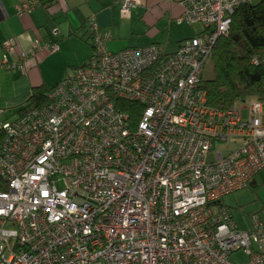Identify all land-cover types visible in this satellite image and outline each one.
Wrapping results in <instances>:
<instances>
[{
    "label": "built area",
    "instance_id": "built-area-1",
    "mask_svg": "<svg viewBox=\"0 0 264 264\" xmlns=\"http://www.w3.org/2000/svg\"><path fill=\"white\" fill-rule=\"evenodd\" d=\"M250 1L182 0L177 24L204 31L170 55L112 52L91 16L92 58L47 106L2 125L0 264H232L239 251L264 264L259 216L241 230L222 204L264 169L263 105L218 111L201 88L217 40ZM41 5L27 0L17 14ZM3 50L15 53L16 41ZM27 58L5 55L0 67L24 70ZM216 144L233 145L209 161Z\"/></svg>",
    "mask_w": 264,
    "mask_h": 264
},
{
    "label": "crops",
    "instance_id": "crops-1",
    "mask_svg": "<svg viewBox=\"0 0 264 264\" xmlns=\"http://www.w3.org/2000/svg\"><path fill=\"white\" fill-rule=\"evenodd\" d=\"M126 1L42 0L31 13L19 16L17 9L27 0H0V63L5 55L11 62L20 61L21 53L29 55L24 70L0 67V128L19 117L34 87H55L90 59L91 16H95L100 32L109 35L112 52L157 45L166 54H174L183 41L195 37H191V26L177 24L185 14L181 0H132L137 5L129 13L123 11ZM55 28L60 31L59 37L53 35ZM8 40L16 41V51L11 55L3 50ZM51 42L57 43L55 53L36 48L37 43ZM262 188L264 170L249 187L256 196ZM260 212L262 216L264 203Z\"/></svg>",
    "mask_w": 264,
    "mask_h": 264
},
{
    "label": "trees",
    "instance_id": "trees-1",
    "mask_svg": "<svg viewBox=\"0 0 264 264\" xmlns=\"http://www.w3.org/2000/svg\"><path fill=\"white\" fill-rule=\"evenodd\" d=\"M203 31L201 33H203ZM201 33L196 35H201ZM56 42H51V44H57ZM91 47L93 56L95 44L92 32ZM160 51L165 55H170L166 54L161 49ZM210 59H212L214 64V77L205 79L203 71L201 78V88L207 92L209 106L218 111H228L237 104L243 105L247 103L248 100H251V104L261 103L263 105L264 119V63H255V60L262 61L264 59V0L258 2L251 0L237 7L232 16L228 33L219 37ZM81 67L83 66L76 68L72 73ZM72 73L66 74L62 80ZM55 87L49 88L45 85L34 87L28 101L24 107L20 109L18 113L19 116L30 109L47 106L50 103L49 93L53 91ZM243 113L244 115L246 114L245 111ZM3 135L4 131L1 126L0 143ZM249 187H247V189ZM1 189L3 190V187L0 185V190ZM222 204L232 215L231 208L225 205L223 200ZM260 213L261 212L251 214V217L253 215L259 216L264 225V220Z\"/></svg>",
    "mask_w": 264,
    "mask_h": 264
},
{
    "label": "rangeland",
    "instance_id": "rangeland-1",
    "mask_svg": "<svg viewBox=\"0 0 264 264\" xmlns=\"http://www.w3.org/2000/svg\"><path fill=\"white\" fill-rule=\"evenodd\" d=\"M258 1L260 0H255V2ZM191 28V37L203 31V27L200 25H196L193 27L191 26ZM203 76L205 79H211L214 77V64L212 62V59L208 60ZM250 102L251 100H248V102L243 104V106L247 107ZM231 145L233 144H216L214 149L211 151L208 160L214 161L216 159L217 152H223L224 154H226L227 151L231 148ZM257 199H259V201ZM223 201L225 205L231 208L233 219L238 224L239 228L242 230H248L250 229L249 227L251 214L259 213L263 207L264 188L259 190L258 196H256L255 193H252L249 188H246L225 197ZM262 216L264 218V213L262 214ZM229 260L232 264H245L248 262L249 257L243 251H239L232 254Z\"/></svg>",
    "mask_w": 264,
    "mask_h": 264
}]
</instances>
